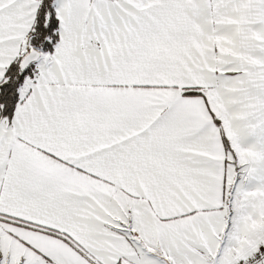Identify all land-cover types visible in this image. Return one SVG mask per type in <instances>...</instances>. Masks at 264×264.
Wrapping results in <instances>:
<instances>
[{"label":"snow or ice","instance_id":"6c2138e0","mask_svg":"<svg viewBox=\"0 0 264 264\" xmlns=\"http://www.w3.org/2000/svg\"><path fill=\"white\" fill-rule=\"evenodd\" d=\"M0 264H264V0H0Z\"/></svg>","mask_w":264,"mask_h":264}]
</instances>
